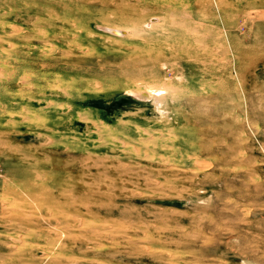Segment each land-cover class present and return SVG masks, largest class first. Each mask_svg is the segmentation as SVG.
I'll return each instance as SVG.
<instances>
[{"label": "rangeland", "instance_id": "374dc122", "mask_svg": "<svg viewBox=\"0 0 264 264\" xmlns=\"http://www.w3.org/2000/svg\"><path fill=\"white\" fill-rule=\"evenodd\" d=\"M0 264H264V0H0Z\"/></svg>", "mask_w": 264, "mask_h": 264}, {"label": "bare ground", "instance_id": "6f19581e", "mask_svg": "<svg viewBox=\"0 0 264 264\" xmlns=\"http://www.w3.org/2000/svg\"><path fill=\"white\" fill-rule=\"evenodd\" d=\"M106 28H112V27H106ZM118 28H119V27H118ZM118 28H117V29H118ZM123 28H124V27H122L121 30H123ZM114 29H115V30H113V31H118V30H116V28H114ZM124 29H125V28H124ZM119 31H120V30H119ZM121 33H122V32H121ZM118 34L120 35V33H118ZM144 91H145V90H144ZM155 91H156V92H155ZM158 91H159V89H158ZM152 92L157 94V89H156V90H154V89H151V90H150V89H149V90H146L145 92L136 93V94H137L138 96L142 97V96H146V95L149 96V94L152 93ZM159 92H160V91H159Z\"/></svg>", "mask_w": 264, "mask_h": 264}, {"label": "water", "instance_id": "95a60500", "mask_svg": "<svg viewBox=\"0 0 264 264\" xmlns=\"http://www.w3.org/2000/svg\"><path fill=\"white\" fill-rule=\"evenodd\" d=\"M114 32V31H113Z\"/></svg>", "mask_w": 264, "mask_h": 264}]
</instances>
